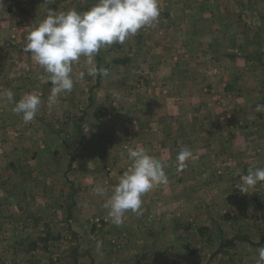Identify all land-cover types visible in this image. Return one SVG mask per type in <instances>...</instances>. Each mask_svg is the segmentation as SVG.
Listing matches in <instances>:
<instances>
[{
  "label": "crops",
  "instance_id": "0c3cea01",
  "mask_svg": "<svg viewBox=\"0 0 264 264\" xmlns=\"http://www.w3.org/2000/svg\"><path fill=\"white\" fill-rule=\"evenodd\" d=\"M76 1L6 0L7 7L5 5L2 13H6L4 18H8L6 22H8L10 31H7V35L14 38L19 45L13 43L9 49L6 46L5 51L8 53L6 58L0 55L4 59L5 65L12 67L11 72L17 70L18 65L24 70L37 69L41 72L40 81L43 90L36 94L41 97L42 106L35 120L39 123L45 122L44 125L47 129L50 127L51 132L49 135L43 126L38 125L42 129L39 130L37 139L34 138L36 134H30L29 141L54 143L53 146H49L53 148L50 166L54 167L61 163L64 165L63 160L67 158L65 161L68 164L67 168L73 170L71 172L76 176L79 172L81 173L77 160L79 158L86 159L84 160L85 179L80 183L77 181L75 186L72 182L69 183L70 188L76 189L79 194H75L71 201V204L75 206L73 212L70 210L72 218L69 221L81 226L90 217L99 216L103 219L105 232L101 237V249H105V247L113 249L115 245L109 242L117 240L119 242L117 247H121V249L124 247L127 252L134 250L133 247L148 245L149 247H146L145 250L149 254H161L162 252L170 254L175 250L172 227L173 207L177 206V209L185 207L186 212L183 213V217L181 214V221L187 223V232H184L182 228L181 247L182 251H186L188 246L184 239L189 236L190 223L199 222L205 218L201 217L202 214H208L204 203L209 199L205 197L203 191L207 194L206 190L210 188H219L222 191H219L218 196L217 194L211 195V198L215 200L213 202L217 203L221 221L234 223L237 216L253 215L255 209V215L260 214V219H264V183L257 184L252 189L251 197H246L245 202L241 198L242 193L235 188V185L239 183L240 176L246 174L248 168L252 167L250 162L248 164L246 162L247 158L251 156L253 147L259 146L260 151L264 153V121L262 117L256 116L257 112L254 113L258 103L248 101L244 107H240L237 101L239 94L244 92L239 85L245 84L244 81H241L239 74L253 70L251 64L254 60L247 61L245 57L238 56V53H230L234 67L232 68V65L225 66L221 69L218 78L214 76L209 79V82L206 81L201 73L191 69V66L194 67V65L193 61L188 59V54H193V52L190 50L191 46L188 45V39L192 38L194 41L202 39L203 31L206 28L211 29L212 22H208L207 25L206 20L191 15L186 17V23H173L170 21V15L165 13V16L159 19V23L155 24V32L163 28L164 31L168 30V36L171 35V31L176 30L178 35L175 33L174 40L179 43L178 45H183L185 48L183 46L181 48L185 50H178V45H176L170 49L173 54H169L168 45L165 46L163 43L166 38L163 34L157 35L153 31H148V36L142 37L141 40H139L141 33L137 34L133 44H130L131 49L128 47V51H126V43L113 44L107 47L103 53L101 49L95 56L96 66L108 69L107 77H102L99 73L96 76L87 75V65L85 58L82 57L73 65V76L75 78L79 72L84 71V78L82 80L75 78L73 90L70 93L61 94L58 103L49 108L47 98L52 85L44 78L46 74L43 69L31 59L30 55L23 52L22 48L25 43L23 37L27 27L42 20L49 9L67 11L75 8L77 11H86L91 7L92 1H89V6L80 5ZM14 16L18 17V21H8ZM214 28L225 30V25L220 27L215 24ZM110 47L112 48L110 49ZM107 57L111 58L109 61H104ZM102 62H105V65H102ZM239 64H241L240 67ZM126 68L128 70H125ZM23 79L26 78L23 77ZM94 80H96L95 85H92ZM250 86L248 84L249 90H246L249 93L254 92ZM218 94L219 97H229L231 102L221 101L223 97L222 99L218 98L216 96ZM70 95L77 97L78 95H87L86 104L79 101L77 104V101L72 102L69 100ZM206 95L220 99L212 105L213 116L209 115L210 113L206 110L204 102ZM13 106L12 108H14ZM77 106L80 108L81 116L72 119L73 121L66 126L77 127L80 126L79 124L82 128L86 126L80 136L78 132H74L70 128L56 129L60 120L52 122L51 119L56 115L65 114L64 119L67 121L66 115H71V113L65 112V110L73 111ZM201 113L202 115H200ZM204 114L213 119L214 132L212 136L203 134L201 126L202 120L205 119ZM240 114L244 116V119L239 118ZM260 116L263 115L260 114ZM61 125H65L64 121ZM55 129L58 133H62L61 137L58 138L54 135L56 134L53 131ZM18 134L20 135L17 132L16 135ZM58 135L60 136V134ZM48 136H50L49 139ZM73 140L82 143L80 148L84 150L81 152L84 154L80 157H78V153L76 155L74 152L75 147L71 144ZM209 141L218 142L221 145L219 150L214 153L215 163L205 165L202 163L203 152H205L203 149L204 143L207 144ZM242 144H247V149L241 150ZM137 145L145 147L151 155L168 163L170 169H165V171L169 182L145 194L142 198L141 208L137 212H127L123 222L116 225L107 216V210L103 207L104 198L96 195L92 189L97 183L108 188L115 185L118 177L127 170L131 163L128 159V149L135 148ZM38 146L42 147L43 145L39 144ZM185 146L192 150L193 157L186 162L187 166L184 169L178 170L171 164H176V155ZM49 150L47 147L46 157H48ZM40 154L38 157L41 159ZM255 167H264V165ZM208 173L215 175L214 178H206ZM174 174H178V177H175ZM227 190L228 192H226ZM160 191H163L162 195ZM177 191H181L180 196H175ZM194 198H197V202ZM198 200L201 202L198 203ZM242 202L244 207H241L238 213L232 212ZM80 206L84 207V210ZM240 216L239 218H241ZM72 228L76 227L72 224ZM238 232L240 231L238 230ZM240 234L235 231L232 237L231 235L229 237L235 243V239H239L238 243L243 244L241 251L246 249L245 252H240L239 248L236 249L237 254L249 252L250 258H255L252 262L250 258L245 257L241 264H256L257 249L264 246L263 236L259 242L255 243L252 235ZM136 239L140 240L132 243ZM226 242L224 240L219 245L218 251L221 253L234 248L231 245H229L230 247L225 246ZM96 245L97 243H93L91 246L94 248L97 247ZM168 264H174V262Z\"/></svg>",
  "mask_w": 264,
  "mask_h": 264
},
{
  "label": "rangeland",
  "instance_id": "374dc122",
  "mask_svg": "<svg viewBox=\"0 0 264 264\" xmlns=\"http://www.w3.org/2000/svg\"><path fill=\"white\" fill-rule=\"evenodd\" d=\"M70 1L68 0V2ZM89 1H92L91 5L95 3V0H77L76 2L89 6ZM5 5L7 7L6 0H0V55L4 58L8 56L5 51L6 46L9 49L13 43L19 45L14 38L7 35V31H10L8 22H6L8 18H4L6 13H2ZM165 13L170 15V21L173 23H186V17L191 15L206 20L207 25L208 22H212V28H206L203 31L202 39L195 41L192 38L188 39V45L191 46L190 50L193 52V54L189 53L190 56L188 54V59L193 61L194 65V67L191 66V69L201 73L206 81L209 82V79L214 76L218 78L221 69L225 66L232 65V68L234 67L230 53H238V56L245 57L247 61L254 60L255 62L252 61L251 64L253 70L239 74L241 81H244L245 84L239 85L244 92L239 94L237 101L240 107H244L248 101L264 104V92H262L264 91V0H160L158 20L152 26L144 27V30L138 31L137 34L141 33L139 40L142 37L146 38L149 32H155V24L159 23V19L163 18ZM9 19L8 21H18L16 16ZM215 24L220 27L225 25V30L214 28ZM167 31L160 28L155 33L163 34L166 37L163 43L165 46L168 45V53L173 54L170 49L179 44L174 40V35L175 33L178 35V32L173 30L171 35L167 36ZM136 35L125 41L126 51H128V47L131 49L130 44H133ZM181 46L183 45H178L177 49L185 50ZM107 47L109 46L102 48L101 52L103 53ZM3 57H0V93L5 89H10L15 94L16 100H19L24 93L36 94L43 90L41 89V72L39 70H24L18 65L17 70L11 72L12 67L5 65ZM110 58L107 57L104 61H109ZM102 59L105 58L102 57ZM104 63L102 62V65H105ZM240 66L241 64H239ZM217 73L219 74L217 75ZM94 82L96 80L92 81V85H95ZM248 84L251 85L254 92L249 93ZM210 96L206 95L204 102L207 112L213 116L212 105L223 96L216 95L220 99ZM86 99L87 95H78V97L70 95L69 98L72 102L77 101L76 104L78 101L86 104ZM224 100L231 102L229 97H223L221 101ZM232 101L234 100L232 99ZM12 105L7 100L0 99V264H168L173 262L174 264H241L245 257L250 258V253L238 255L236 249L239 248L240 252H245L246 249L241 251L243 244L238 243L239 239H235L236 243L233 242V239L229 238L230 235L232 237L235 231L241 233L240 235L247 233V235H252L255 243L259 242L262 236L264 238V219H260V214L255 215L256 209L253 210V215H239L241 218L237 216L234 223L221 221L217 203L213 202L215 200L211 198V195L217 194L218 196L219 191H222L219 188H210L206 190L207 194L203 191L205 197L209 199L205 202L206 204L203 202L208 214H202L201 217H205L202 218L204 220L190 223L189 236L184 239L188 250L182 251L181 247L182 228L184 232H187V223L181 221V214L183 217V213L186 211L185 207L177 209V206L173 207L172 222L175 250L170 254L164 252L149 254L145 250L146 247H149L148 245L133 247L134 250L127 252L124 247L122 249L117 247L119 242L114 239L115 242L112 240L109 242L115 245L113 249L111 247L93 248L91 246L93 243L102 241L101 237L105 232L103 219L99 216L90 217L83 224L81 223V226L69 221L72 218L70 210L73 212L75 206L71 204V201L75 194L79 195L76 189L70 188L69 183L72 182L75 186L77 181L80 183L85 179L84 160L86 159L79 158L77 160L79 171H81L78 176L71 172L73 170L67 168L68 164L65 163L67 158L63 160L64 165L61 163L51 167L53 148L49 146H53L54 143L29 141L30 134H36L34 138L37 139L36 136L42 129L38 125L43 126L49 135L51 128L47 129L44 125L45 122L39 123L35 119L25 124L21 116L13 111ZM79 109L78 106L73 111L66 109L65 112L71 113V115H66L67 121L64 119L65 114L54 116L51 119L52 122L60 120L56 129L70 128L72 131L78 132L80 136L86 126L83 128L81 124L77 127L66 126L73 121L72 119L81 116ZM62 112L64 111L62 110ZM204 116L205 119L202 120L201 126L203 134L212 136L214 132L213 119L208 118L207 114ZM256 116L262 117L264 121V113H257ZM239 118L244 119V116L240 114ZM62 121L65 125H61ZM56 129L53 130L56 132L54 135L59 138L62 133H58ZM17 132L20 135H16ZM39 144L43 146H38ZM71 144L75 147V154H79L78 157L84 154L81 153L84 150L80 148L82 143L73 140ZM257 144L259 145V143ZM204 145L203 151L205 150V152H203L202 163L205 165L214 164L216 161L214 153L219 150L221 144L209 141ZM47 147L50 149L48 157H46ZM258 147H253L251 156L247 158L246 163L250 162L252 167L264 165V153ZM39 154L42 156L41 159L38 157ZM221 159L223 160V158ZM171 166L176 167V164H171ZM166 169H170L169 166ZM174 176L178 177V174H174ZM214 176L211 173L206 174V178L212 179ZM78 187L80 186L78 185ZM161 193L163 191H160ZM252 193L253 190L250 193H242L243 202L251 197ZM176 195L180 196L181 191L175 192ZM194 200L197 202V198ZM199 202L201 201L198 200ZM243 202L232 212L238 213L240 208L244 207ZM81 208L84 210V207ZM72 224L76 227L75 229L72 228ZM137 240L140 239L133 240L132 243H136ZM224 240L227 241L225 246L230 247L229 245H231L234 248L221 253L218 248ZM249 246L251 247V245ZM253 259L255 258H250V261L253 262Z\"/></svg>",
  "mask_w": 264,
  "mask_h": 264
},
{
  "label": "clouds",
  "instance_id": "9594fccd",
  "mask_svg": "<svg viewBox=\"0 0 264 264\" xmlns=\"http://www.w3.org/2000/svg\"><path fill=\"white\" fill-rule=\"evenodd\" d=\"M159 16L160 0H95L86 11L49 9L42 20L29 25L22 50L43 69L44 78L52 85L48 107H54L61 94L73 90L75 78H84V71L75 78L73 76V65L82 57L87 65V75L99 73L107 77L108 69L98 68L94 62L99 51L106 46L125 43L142 28L152 26ZM0 99L12 103L13 111L25 124L36 118L42 106L41 97L35 93H24L16 100L13 91L5 89L0 93ZM255 112L264 113V104L258 103ZM240 147L245 150L247 144ZM192 157V150L182 147L175 158L177 169H184ZM128 159L131 163L115 185L108 188L97 183L92 189L104 198L103 207L109 220L116 225L123 222L127 212H137L141 208L145 194L169 182L165 171L167 162L151 155L145 147L129 148ZM260 183H264V167H249L235 188L241 193H250ZM96 246L99 249L102 242L97 241ZM257 253L256 264H264V246L259 247Z\"/></svg>",
  "mask_w": 264,
  "mask_h": 264
}]
</instances>
